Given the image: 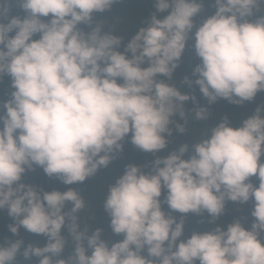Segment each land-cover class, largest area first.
<instances>
[{"label":"clouds","instance_id":"obj_1","mask_svg":"<svg viewBox=\"0 0 264 264\" xmlns=\"http://www.w3.org/2000/svg\"><path fill=\"white\" fill-rule=\"evenodd\" d=\"M117 2L15 0L21 17L11 14L13 0H0V81L9 77L13 89L0 102V211L13 221V235L23 227L47 238L22 255L39 264H264V105L237 127L225 117L198 142L156 155L174 131L187 130L184 104L195 97L170 81L189 40L201 61L195 84L209 103L239 105L264 91V14L248 19L264 13V0H209L216 11L202 23L195 18L205 0H154L146 26L127 39L95 19ZM207 117V108L195 109L197 120ZM129 134L156 158L150 171L129 164L107 185L103 207L112 231L124 236L111 247L101 229L90 234L82 226L88 205L75 189L23 182L39 166L65 185L83 183L116 159ZM163 189L171 210L206 211L210 222L226 201L252 200L251 228L235 220L181 240L184 218L162 210ZM23 243H0V264H18Z\"/></svg>","mask_w":264,"mask_h":264},{"label":"trees","instance_id":"obj_2","mask_svg":"<svg viewBox=\"0 0 264 264\" xmlns=\"http://www.w3.org/2000/svg\"><path fill=\"white\" fill-rule=\"evenodd\" d=\"M154 8V0H118L109 11L103 14H95L97 21H103L106 27L114 26L115 29L125 35L126 39L139 29V27L146 26V21L150 18ZM216 11L214 3H210L209 0H205V7L197 18V23H202L204 19H207L213 15ZM11 14L19 15L23 17L25 13L15 3L11 5ZM264 13H256L253 17H249V20H254L256 16ZM48 19V18H44ZM79 27L88 31L87 25L81 24ZM195 31V29L193 30ZM34 38H39L37 34ZM200 58L196 55L194 48V40H189L186 49L178 63V67L173 73L170 83L174 84L180 89L182 93L195 97V101L189 99L185 102V112L187 117V130L184 133L173 132L171 137H168L169 143L166 149L161 150L156 155L161 157L167 156L170 152L179 147L182 144L192 145L198 142L203 136L207 135L211 127L218 125L225 117L228 118L230 125L233 127L239 126L241 121L248 116H251L258 106L264 105V91L257 93L252 101H245L242 104H233L223 98H218L214 103H209L208 99L200 92L199 86L195 84L197 79L196 75H193L195 67L200 63ZM144 67L147 64L143 65ZM185 77H188L192 84L189 85L184 82ZM158 79L167 81V77L158 76ZM122 83V81H118ZM10 78L5 76L0 81V102L9 99V93L13 90L10 87ZM197 107H205L208 110V117L206 120H197L195 118V109ZM179 120V117H176ZM174 127V126H172ZM130 135L126 137L121 143L123 144V150L116 154L114 159L108 167H102L97 174L93 177L86 179L83 183H77L72 185L63 184L56 177H48L43 169L39 166H34V170L27 171L23 176V182L33 184L42 191L59 190L61 192L67 191L69 188L75 189L81 196H83L87 202L86 209L80 213L82 226L86 223L89 233L91 234L97 228L101 229V238L108 242L109 247L115 242L122 241L124 239L123 234L117 235L112 231L110 226V216L103 207V198L107 191V185L114 182L115 178L124 173L125 167L129 164H135L142 167V170L150 171L149 165L156 157L152 153L143 152L130 142ZM187 158V156H186ZM264 160V157H262ZM250 181L258 187L259 179L256 176L250 177ZM167 190H162L160 197L162 201V210L166 214H170L176 217L177 222L180 218H184V231L181 236V240L189 238L193 232H205L209 231L217 226L227 228V226L233 223L235 220H240L242 225L246 229H250L254 218L251 216L253 209V201L250 200L247 203L240 204L238 202L226 201L224 212L214 221H211V217L205 211L200 214L189 212L182 214L171 210L166 203H163ZM68 205H66V208ZM10 217H8L6 211H0V243H4L6 239L15 241L22 239L24 241L20 253L17 255L18 264H39L38 257L33 256L30 260H26L22 255L23 250L29 244H33L38 247H44L47 243V238L43 235H37L26 231L23 227L19 229L18 235H13L8 230V225L12 223ZM62 234L67 235V229H62ZM260 239L264 243V233L261 234ZM71 253V247H67L63 253L64 257H67ZM142 255L147 256V250L142 252ZM199 264V261L196 262Z\"/></svg>","mask_w":264,"mask_h":264}]
</instances>
